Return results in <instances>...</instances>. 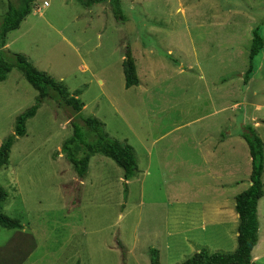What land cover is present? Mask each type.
<instances>
[{
	"label": "rangeland",
	"instance_id": "obj_1",
	"mask_svg": "<svg viewBox=\"0 0 264 264\" xmlns=\"http://www.w3.org/2000/svg\"><path fill=\"white\" fill-rule=\"evenodd\" d=\"M121 3L125 20L109 2L36 0L42 10L8 33L7 50L81 90L80 117H98L131 144L138 171L125 180L96 153L80 177L63 152L73 111L47 98L0 168L2 210L23 225L0 226V264H152L151 248L161 264H177L236 242V224L216 216V189L224 181L238 193L251 181L246 125L264 142V53L247 74L253 29L264 37V0ZM8 5L0 0V15ZM128 49L140 77L129 88ZM37 95L16 67L0 81V145ZM261 224L264 241L263 215Z\"/></svg>",
	"mask_w": 264,
	"mask_h": 264
},
{
	"label": "trees",
	"instance_id": "obj_2",
	"mask_svg": "<svg viewBox=\"0 0 264 264\" xmlns=\"http://www.w3.org/2000/svg\"><path fill=\"white\" fill-rule=\"evenodd\" d=\"M35 0H9L6 13L0 15V81L5 80L13 68L22 71L26 79L38 91L35 104L18 117L15 132L0 145V168L8 163L14 138L26 133L27 121L35 116L47 98L55 99L62 107L71 108L74 118L71 120L72 135L63 143V152L73 164L80 177L87 174L91 156L102 153L114 159L124 170L125 180L132 179L138 171V161L134 147L115 139L105 130L104 122L95 116L80 117L85 103L79 97L81 90L70 92L67 85L48 72L37 68L29 57L21 52L6 49L10 31L20 27L22 21L31 13ZM109 2L117 19L125 20L121 0H82L90 6L95 3ZM249 52L248 78L253 75L256 58L264 53V37L256 27ZM125 85L131 87L140 83L135 57L130 49L123 61ZM88 128L94 140L88 141L83 129ZM91 134V135H92ZM243 138L249 145L252 158L251 185L236 196V210L239 213L238 246L233 252L202 249L177 264H260L253 260L252 251L259 242L258 204L264 195V142L253 125L244 127ZM8 192L0 184V226L8 229H21L18 218L11 217L2 210ZM152 264H161L158 249L151 248Z\"/></svg>",
	"mask_w": 264,
	"mask_h": 264
},
{
	"label": "crops",
	"instance_id": "obj_3",
	"mask_svg": "<svg viewBox=\"0 0 264 264\" xmlns=\"http://www.w3.org/2000/svg\"><path fill=\"white\" fill-rule=\"evenodd\" d=\"M79 1L82 3V0H79ZM46 2L47 1H45L43 5H47L48 2L47 3ZM34 7H37V9H36L37 11H41L42 8H43V6H40L39 4H36V0L33 3V8ZM8 45H9V42H8V36H7V43H6L5 47H8ZM248 147H249V145H248ZM251 166H252V158H251ZM250 180H251V173H250ZM226 183H228V182H224L223 181V182L218 183V185H217L216 192L218 194H216V195H217V197H219V196H222V193H223V204L219 203L217 205V215L216 216L223 220V225L231 224V223H235L236 224L237 231L234 234V237L236 238V242H235V244L233 246L223 247V249H218V250H221V251H224V252H233V251H235L237 249V246H238V235H239V231H238L239 213L236 210V196L239 193H241L242 191L246 190L251 185L252 182L249 181L247 184H245V186L243 187V189L240 192L233 193V194H228L227 193V189H226V185L227 184ZM263 211H264V195L260 198L259 204H258V217H259V222H260V226H259V232H260L259 242L254 247V249L252 251L253 260L258 262V263H260V264H264V241L262 240V237H261V228H262L261 215H263V221H264V214H262ZM227 230L228 231H226V232L230 233L229 229H227ZM15 233H17V237L23 235L22 232H20L18 230ZM15 233H14V235H15Z\"/></svg>",
	"mask_w": 264,
	"mask_h": 264
},
{
	"label": "water",
	"instance_id": "obj_4",
	"mask_svg": "<svg viewBox=\"0 0 264 264\" xmlns=\"http://www.w3.org/2000/svg\"><path fill=\"white\" fill-rule=\"evenodd\" d=\"M262 122V121H261Z\"/></svg>",
	"mask_w": 264,
	"mask_h": 264
}]
</instances>
